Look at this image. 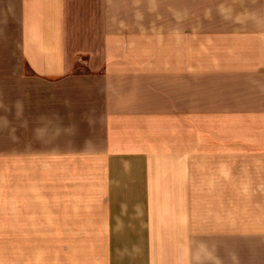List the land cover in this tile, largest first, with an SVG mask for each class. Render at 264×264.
Returning a JSON list of instances; mask_svg holds the SVG:
<instances>
[{"label": "crops", "instance_id": "crops-1", "mask_svg": "<svg viewBox=\"0 0 264 264\" xmlns=\"http://www.w3.org/2000/svg\"><path fill=\"white\" fill-rule=\"evenodd\" d=\"M23 62L0 264H264V0H0V93Z\"/></svg>", "mask_w": 264, "mask_h": 264}, {"label": "rangeland", "instance_id": "rangeland-1", "mask_svg": "<svg viewBox=\"0 0 264 264\" xmlns=\"http://www.w3.org/2000/svg\"><path fill=\"white\" fill-rule=\"evenodd\" d=\"M23 63L24 69H22V76L16 75L13 77V91L8 93H0V105L40 102V90H42L41 92H43V99H46L48 97V94L46 95V93L50 90L44 86H42V88H39L38 83L41 82L40 79H38L32 73V71H30L25 62ZM84 70V64L83 62H81L76 71L82 72ZM9 84L10 83L8 82V86ZM22 238V241L20 243H17L20 249H22V251L19 253V259H24L25 261H27V264H37L35 236Z\"/></svg>", "mask_w": 264, "mask_h": 264}]
</instances>
